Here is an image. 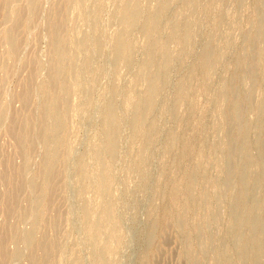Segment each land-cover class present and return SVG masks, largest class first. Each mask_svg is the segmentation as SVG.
<instances>
[{"label":"rangeland","instance_id":"obj_1","mask_svg":"<svg viewBox=\"0 0 264 264\" xmlns=\"http://www.w3.org/2000/svg\"><path fill=\"white\" fill-rule=\"evenodd\" d=\"M0 14L17 42L11 57L0 39L2 264H264L261 0H0Z\"/></svg>","mask_w":264,"mask_h":264},{"label":"bare ground","instance_id":"obj_2","mask_svg":"<svg viewBox=\"0 0 264 264\" xmlns=\"http://www.w3.org/2000/svg\"><path fill=\"white\" fill-rule=\"evenodd\" d=\"M17 1V0H16ZM29 2H30V0H28ZM261 2H262V5L264 6V0H261ZM2 3V2H1ZM15 4H16V2H14ZM14 3H13V5H14ZM5 4V3H4ZM34 4V3H33ZM29 5V4H28ZM43 6V5H42ZM3 8H4V6H2ZM11 7V6H10ZM10 7H9V10H11L10 9ZM128 7V6H127ZM3 8H2V11H3ZM15 9V8H14ZM34 9V8H33ZM25 10V9H24ZM129 10V9H128ZM131 10V9H130ZM1 11V12H2ZM18 11H19V9H18ZM32 11V10H31ZM53 11V10H52ZM134 10H132V13H134L133 12ZM129 11H127L126 12V14L125 15H127V13H128ZM5 13H7V12H5ZM132 13L130 14V17H131V15H132ZM18 14V13H17ZM1 15V14H0ZM5 15H7V14H5ZM20 15H21V13H20ZM27 15V14H26ZM54 15V14H53ZM59 15V14H58ZM129 15V14H128ZM127 15V16H128ZM57 16V15H56ZM126 16V17H127ZM125 17V18H126ZM129 17V16H128ZM127 17V18H128ZM130 17H129V19H130ZM3 18L5 19L6 17H4L3 16ZM132 18V17H131ZM1 19V18H0ZM24 19V18H23ZM51 19H52V16H51ZM39 20V19H38ZM21 21V20H20ZM11 23V22H10ZM58 23V22H57ZM7 24V23H6ZM10 25V24H9ZM158 25V24H157ZM2 26V25H1ZM4 26V25H3ZM2 26V27H3ZM1 27V28H2ZM7 27V26H6ZM14 27V26H13ZM51 28V27H50ZM6 29V28H5ZM4 29V30H5ZM21 29V28H20ZM3 31V30H2ZM0 32V39H4L5 38V41H6V39H8L9 41H11L12 43H14V46L12 47V49L9 51V55L12 57V56H14V54H15V50H16V47H17V42H16V34H15V32L14 31H12V30H10V31H7V32ZM17 32V31H16ZM53 34V33H52ZM45 36V35H44ZM120 40V39H119ZM0 42H1V40H0ZM10 42V43H11ZM19 42V41H18ZM19 44V43H18ZM118 45H120V41L118 42V44H117V46ZM8 46V45H7ZM60 46V45H59ZM123 46V45H122ZM118 49H119V47H117ZM117 48H116V50H117ZM122 49V48H121ZM157 49V48H156ZM55 50V49H54ZM123 51H124V49H122ZM122 50H120L121 52H123ZM118 51V50H117ZM120 51H118V53H121ZM57 52V51H56ZM60 52H61V50H60ZM244 52V51H243ZM17 53V52H16ZM6 55V54H5ZM21 55V54H20ZM9 56V57H10ZM56 56V55H55ZM162 56V55H161ZM211 56V55H210ZM59 57V56H58ZM208 58V57H207ZM210 58V57H209ZM9 61V60H8ZM14 61V60H13ZM206 62H207V60H206ZM203 64V63H202ZM206 64V63H205ZM246 64V63H245ZM36 65H34V67H35ZM247 66V65H246ZM46 67V66H45ZM27 69V68H26ZM55 69V68H54ZM58 69V68H57ZM246 69V68H245ZM7 70V69H6ZM15 70V69H14ZM2 72V71H1ZM31 72V71H30ZM52 72V71H51ZM242 72H243V70H242ZM5 73V72H4ZM53 73V72H52ZM243 74V73H242ZM52 75V74H51ZM53 77L55 76L56 77V73L55 74H53L52 75ZM32 77H35L34 75L32 76L31 75V78ZM39 77V76H38ZM54 77V78H55ZM45 78V77H44ZM49 79V78H48ZM60 80V79H59ZM54 81V80H53ZM24 83H26V82H24ZM59 83V82H58ZM25 85V84H24ZM54 85V84H53ZM43 87V89L44 90H47V85H43L42 86ZM56 90V89H55ZM58 90V89H57ZM151 91V90H150ZM53 92V91H52ZM21 95V94H20ZM64 96H67V95H64ZM20 99V98H19ZM25 99V98H24ZM56 98H52V99H50L49 100V102H48V107H49V110H51L52 112H50V113H53V114H55L56 113V115H49L50 116V118L52 119V118H61L60 116H58V114H57V112H54V110L56 111L57 110V108L59 109V107H57L58 105H57V103H56ZM66 100V99H65ZM28 101V100H27ZM68 101V100H67ZM143 103V102H142ZM28 106V105H27ZM60 106V105H59ZM59 111V110H58ZM111 114V113H110ZM234 115H235V117H238L239 115H240V107L239 106H236V108H235V110H234ZM111 117H112V114L110 115ZM111 117H109V115H108V118H111ZM239 118V117H238ZM112 119H113V117H112ZM112 119H110L111 120V122H112ZM56 120V119H55ZM109 119H107V121H108ZM43 122V121H42ZM110 122V121H109ZM109 122H107V124L109 123ZM114 122V121H113ZM112 122V123H113ZM24 123V122H23ZM39 124H40V122H39ZM38 124V125H39ZM45 124V123H44ZM13 125V124H12ZM18 125V124H17ZM24 125H25V129L24 130H22V131H20L19 132V138H20V142H21V146L22 145H27V146H29L30 145V143H31V141H30V139L31 138H29V135H28V133H27V131H25V130H27L28 129V127H29V123L27 124L26 123V120H25V123H24ZM109 125H111V124H108V126ZM114 125H116L115 123L113 124V127H114ZM112 126V125H111ZM37 127V126H36ZM106 128H108V127H106ZM110 128V127H109ZM49 131H48V130ZM46 130H44V131H42L41 132V139L44 141V142H46V140H45V138H47V135H48V133L47 132H50V131H53L54 130V128H52V127H48ZM111 129V128H110ZM11 130V129H10ZM36 130V129H35ZM109 130V129H108ZM107 130V131H108ZM113 130V129H112ZM112 130H111V134L113 135V132H114V130H113V132H112ZM17 132V131H16ZM55 132V131H54ZM109 132V131H108ZM107 132V133H108ZM37 133V132H36ZM36 133H34V134H36ZM109 134V133H108ZM111 135H108V138L110 137ZM11 138V137H10ZM107 138V141L109 140ZM111 138H113V137H111ZM111 138H110V140H109V146H112L113 145V143L111 144L110 143V141H111ZM12 139V138H11ZM37 139V138H36ZM15 140V139H14ZM34 141H35V139H34ZM37 141V140H36ZM41 142V141H40ZM111 142H113V141H111ZM111 144V145H110ZM108 145H107V149H108ZM44 146V145H43ZM261 148H262V155H263V158H264V147H263V145L262 146H260ZM109 149H110V147H109ZM111 149H113V147L111 148ZM110 151H112V150H110ZM109 151V152H110ZM51 155V154H50ZM50 155H48V157L50 158L51 156ZM47 157V158H48ZM50 161V160H49ZM51 162V161H50ZM47 163H49L48 162V159H47V162L45 163L46 165H47ZM21 165V164H20ZM261 166H262V164H260ZM58 167V166H57ZM42 172V171H41ZM52 174V173H51ZM5 176H6V174H5ZM3 178V177H2ZM20 178V177H19ZM241 178V177H240ZM263 178V177H262ZM13 179V178H12ZM51 179V178H50ZM7 180V179H6ZM3 181V180H2ZM1 181V182H2ZM8 181H10V183H11V180L8 178ZM48 182V181H47ZM50 182V181H49ZM13 185H12V187L13 186H15L14 185V183H12ZM57 184V183H56ZM11 186V185H10ZM51 186V185H50ZM7 187V186H6ZM17 188H14V190H16V193H15V191L12 193V194H9L10 196H5V199H4V204H5V207L7 208V210L9 211V212H12L11 210H14V204H15V199H16V194H17V192L19 191V186L17 185L16 186ZM48 187V186H47ZM49 188V187H48ZM48 188H45L46 190H48ZM12 189V188H11ZM45 189H44V191H45ZM50 190V189H49ZM48 190V191H49ZM244 190V189H243ZM11 191H13V190H11ZM22 191V190H21ZM44 191H42V192H44ZM38 192V191H37ZM21 194V193H20ZM44 194V193H43ZM50 194V196H51V193H50V191L49 192H45V196H47V195H49ZM3 195V194H2ZM44 196V197H45ZM53 196V195H52ZM19 197V196H18ZM30 198V197H29ZM47 198V197H46ZM27 200V199H26ZM49 205V204H48ZM28 206V205H27ZM24 208V207H23ZM22 208V209H23ZM16 211V210H15ZM237 213V212H236ZM237 215H238V213H237ZM234 217V216H233ZM26 219V218H25ZM14 220V219H13ZM236 220V219H235ZM234 220V221H235ZM241 220V219H240ZM239 220V221H240ZM7 221V220H6ZM245 221V220H244ZM264 221V220H263ZM9 222V221H8ZM8 222H6L5 224H7ZM48 222V221H47ZM246 222V221H245ZM244 222V223H245ZM255 222V221H254ZM236 223V222H235ZM231 224H233V222L231 223ZM253 224V223H252ZM17 225V224H16ZM247 226V225H246ZM12 228H8V227H6V225H4L3 226V228H2V230H3V232H4V234L6 235V237H10V234L13 232L12 230H11ZM236 230V229H235ZM12 231V232H11ZM250 231V230H249ZM237 232V231H236ZM14 233V232H13ZM16 233V232H15ZM235 233V232H234ZM3 236V235H2ZM260 236V235H259ZM258 236V237H259ZM5 237V239H7ZM23 237V236H22ZM254 237H256V236H254ZM250 238V237H249ZM4 239V240H5ZM260 239L261 238H259V241H260ZM258 241V240H257ZM52 243V242H51ZM250 244H252V243H249V245ZM259 244H260V242H259ZM258 245V244H257ZM10 246H11V244H10ZM36 247H37V249L38 250H40V251H42L43 253H49L50 252V244H49V242L48 241H45V244L44 243H42V242H38V244L37 245H35ZM245 246V245H244ZM246 247V246H245ZM253 247V246H252ZM8 248H9V246H8ZM256 248V247H255ZM259 248H260V246H259ZM263 248V247H262ZM261 248V249H262ZM254 249V248H253ZM258 249V248H257ZM257 249H256V251H257ZM35 250V249H34ZM263 250H264V248H263ZM39 251V252H40ZM250 251V250H249ZM9 252H10V249H9ZM244 253V252H243ZM245 253H246V251H245ZM244 253V254H245ZM252 253V252H251ZM261 253V252H260ZM247 254V253H246ZM245 254V255H246ZM254 254H255V252H254ZM10 256V254L7 252V250L5 249V246L4 245H1L0 246V263L2 264V262L5 260V259H7L8 257ZM47 257V256H46ZM247 256H245V258H246ZM254 257V256H253ZM244 258V257H243ZM42 257H40V256H37L34 260H32V263L31 264H42L44 261H42ZM255 259H256V257H255ZM254 259V260H255ZM46 260V259H45ZM246 260V259H245ZM247 260H250V259H247ZM6 262V261H5ZM7 263V262H6ZM46 263V262H45ZM44 263V264H45ZM255 263V262H254Z\"/></svg>","mask_w":264,"mask_h":264}]
</instances>
